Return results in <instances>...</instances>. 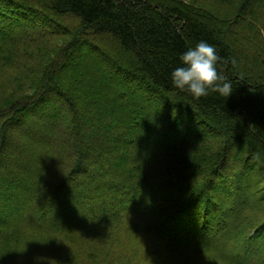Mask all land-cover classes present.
I'll use <instances>...</instances> for the list:
<instances>
[{"label": "trees", "instance_id": "obj_1", "mask_svg": "<svg viewBox=\"0 0 264 264\" xmlns=\"http://www.w3.org/2000/svg\"><path fill=\"white\" fill-rule=\"evenodd\" d=\"M255 1L0 0V264H264V195L249 198L264 183V0ZM6 30L33 37L14 43ZM201 40L220 57L218 73L233 89L226 98L210 91L197 99L172 83L181 53ZM83 44L112 80L135 90L108 109L82 106L94 111V127L112 129L94 133L103 144L79 132L82 93L73 92L84 86L88 95L92 78L69 84L76 75L63 73ZM151 120L162 140L151 138ZM182 127L188 138H179ZM11 131L23 141L9 143ZM35 132L63 151L33 152ZM109 142L143 152L108 162ZM15 155L31 158L13 172ZM88 157L102 160L98 169L84 165ZM33 179L35 213L88 197L86 216L66 231L6 222Z\"/></svg>", "mask_w": 264, "mask_h": 264}, {"label": "rangeland", "instance_id": "obj_2", "mask_svg": "<svg viewBox=\"0 0 264 264\" xmlns=\"http://www.w3.org/2000/svg\"><path fill=\"white\" fill-rule=\"evenodd\" d=\"M255 4L258 6L260 4H262V1L261 0H256L255 1ZM35 31L34 32H38L39 29L38 28H34ZM51 29H54V28H51ZM13 31H10V30H6L2 33V35L6 36V35H10L11 37V42H17V41H20V39H22V36H27L29 38H32L33 34L31 33L32 31H23V32H20V31H14L13 34H11ZM81 53L80 55H75L74 56V61L73 63H71L69 65V67H66L64 70H63V73H67V74H71V76H74V74L76 75L77 78H74V77H68L67 80L70 84H72V82L76 81V83H79L81 80L80 78L83 77V75H86L88 73L89 75V78H92L93 82H94V88H92L93 90H89L87 91L88 95H86L84 93V86H80V87H77L75 88L74 90V94H75V91L76 93H82V97L81 98H78V106L80 107V109L82 110L80 112V118H81V126H80V129H79V132L82 134V138H85L86 137H91L92 140L94 141H98L100 143L103 144L102 142V138L97 137L95 136V132L98 133V134H104L105 132H109L110 130L112 129H109L108 127H104V128H101V127H94L95 126V121H97V118L95 117V115H93L94 111L92 109H90V107H87V109L85 108L86 107V104H87V101L88 104L90 102H94L96 104V102H100V103H105L106 104V108L108 109L109 107L107 106H111V107H114V103H111L110 100H113L114 102H118V103H122V102H125V97L128 96V95H131L133 94V86L131 87H126L124 83L122 82H119V81H115L114 79L112 80L111 79V75H109L108 73L105 72L104 70V67H103V59L102 57L99 55V53L97 51H93L87 44H83L81 46ZM100 66V72L101 74L96 76V75H93L92 77H90L91 73H93L98 67ZM97 67V68H96ZM65 71V72H64ZM86 75V76H88ZM70 76V75H69ZM125 91V94L124 95H121L118 90H122ZM135 92V90H134ZM84 94V95H83ZM139 96V95H138ZM140 97L142 98L143 96L140 95ZM87 100V101H86ZM151 102V101H150ZM141 105L139 106V110L142 111V119L145 121L148 122V119L149 117L147 116L148 113H152V111L149 110V107L151 106H147L146 104H148L149 102L146 101V98H143L141 99ZM151 104V103H150ZM82 106H85V107H82ZM89 106V105H87ZM85 108V109H83ZM154 111V110H153ZM158 112L160 113V109L159 108H156V111L155 113ZM112 113V111H111ZM130 117H134L133 115L130 116ZM126 118V117H123V121L127 122V121H130V120H134L133 118ZM54 120V119H53ZM152 121V120H151ZM159 122H157V120H153L151 122V127H150V130H151V138L154 140V141H159V140H162L160 139L161 138V134H160V131L159 129H154L153 127L155 125H157ZM117 127V126H116ZM112 128V127H111ZM114 128V127H113ZM187 127H182L180 129V133H179V138H188L190 135L189 133L187 132ZM127 132V131H126ZM174 132V131H172ZM128 133V132H127ZM11 142L9 140V143H14L15 141L16 142H22L23 139H20V137H18L14 132L11 131ZM58 134H60V132H58ZM39 133L35 132L34 136L35 137V140L33 143H32V151L33 152H41L42 155H45L47 154V152L45 150H50V151H63V149H59L58 147H56V145L54 143L51 144V141L45 143L41 138H39ZM97 137V138H95ZM122 137H125L124 135ZM192 138V137H191ZM41 139V140H40ZM118 138L115 137V140L116 141ZM199 142L200 143H203L202 141H198L197 145H199ZM8 143V144H9ZM110 143V142H109ZM115 142H113V145H114ZM207 143V142H206ZM205 143V146H207L208 144ZM101 144V146H102ZM113 145L110 143L109 145L105 146L104 147V150L108 152V154L110 155L108 158V162H113L112 158H117V157H129V158H133V157H136V155L142 153L143 151H140L139 149H135V148H115L113 147ZM96 148V147H94ZM16 157V158H15ZM14 158H12V160L9 162V165H12V167H9L8 170H11L13 171V167L15 166L16 168H19V166L21 165L20 163H17L18 160H28L30 159L31 157H28V156H25V155H15ZM112 157V158H111ZM101 159H94V158H91V157H88L87 158V162H84V165L87 167V168H91V169H98L96 166L92 165V164H100L101 163ZM56 162H50L48 163V165H46V168L47 169H54L56 168ZM60 170V169H59ZM30 172H34V173H39L40 170L39 169H31L29 170ZM62 171V170H60ZM64 171V170H63ZM14 172V171H13ZM115 174V172H113ZM113 173L110 172L109 175H113ZM16 174V173H15ZM20 176H23L24 174H18ZM116 175H125V174H122V173H118ZM132 175V174H131ZM127 176V174L125 175ZM130 176V175H129ZM133 176V175H132ZM136 176V175H135ZM124 179H128V176L127 177H124ZM36 185L38 186L39 183L36 181V179H33V182L29 185L30 188H31V195L29 196H25L27 200H25L24 202H22L20 205V208L17 210V214L16 215H10L7 217V214L11 213V212H14L12 210L13 207H10L9 209H7V214H6V222L10 223L11 225H14L16 226L17 224L21 223V222H25V224L29 225L30 227L32 228H36L38 230H40L41 232L45 231H56V230H63V231H66L67 230V226L69 225V223H73L76 222V220L78 218H83L84 216H86V210L83 208V205L86 203L85 201L88 200V197H84V198H81L79 201L80 202H74V203H68V204H64L62 203V201H58L57 200V203L54 204L53 206V214L51 216L49 215H43L40 211H37L35 213V211H33L34 209H32V205H36V206H40L41 205V202H38L35 204H32L33 202V199L30 200V202L28 201L33 195H35V197H38L40 194L39 192H36ZM215 186V185H214ZM261 191V192H259ZM252 192H253V195H252ZM152 193H155V192H152ZM5 194V193H4ZM122 194H117L116 198H113L114 201H110L109 204H107V208H111L113 206H115V203H117L119 201V198L121 197ZM264 195V183L262 185H260L259 187H253L250 191V197L249 198H252L254 196L256 197H259V196H262ZM22 196H24V194H22ZM4 196H1L0 199H2ZM152 197L155 198L156 197V194H152ZM238 198V197H237ZM85 200V201H84ZM243 201V200H242ZM144 202L145 204L147 205L149 202L146 201V199H144ZM240 202V201H239ZM90 204V201L87 202L86 204L89 205ZM234 203L235 205L238 203V200L236 198H234ZM263 206V204H262ZM264 208V207H263ZM264 210V209H263ZM35 215H34V214ZM253 215H255L256 211H253ZM252 214V213H251ZM35 216L37 218H35ZM39 216H43L42 217V222H40L38 220V218H41ZM5 217V215H4ZM164 219L163 218H159V221H163ZM170 232H165V235H169ZM203 264H208L206 262H202Z\"/></svg>", "mask_w": 264, "mask_h": 264}, {"label": "clouds", "instance_id": "obj_3", "mask_svg": "<svg viewBox=\"0 0 264 264\" xmlns=\"http://www.w3.org/2000/svg\"><path fill=\"white\" fill-rule=\"evenodd\" d=\"M219 59L215 48L201 40L195 47L181 53L182 66L174 68L171 73L173 85L197 99L207 96L210 91L228 97L233 89L231 83L218 73Z\"/></svg>", "mask_w": 264, "mask_h": 264}]
</instances>
